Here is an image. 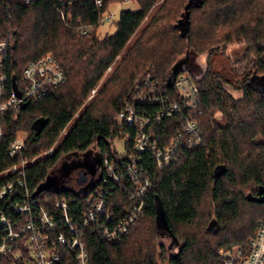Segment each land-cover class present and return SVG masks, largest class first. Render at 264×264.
<instances>
[{
  "label": "trees",
  "instance_id": "obj_1",
  "mask_svg": "<svg viewBox=\"0 0 264 264\" xmlns=\"http://www.w3.org/2000/svg\"><path fill=\"white\" fill-rule=\"evenodd\" d=\"M100 1H0V41H9L4 67L8 90L20 82L30 61L47 52L57 58L65 76L37 102L6 113L0 162L6 167L20 157L36 156L25 171L30 193L40 199L67 198L80 209L78 190L42 188L50 175L62 173L68 157L92 149L100 162L104 154L117 160L112 141L130 128L115 117L133 85L150 74L167 87L176 63L184 61L182 70H189L188 59L205 53V69L193 74L204 143L163 169L146 156L152 183L144 217L120 243L101 240L93 232L87 233L86 242L89 264H223L221 251L233 246L247 251L264 221V0H134L138 9H122L116 31L103 37L97 32L100 17L112 3L126 0ZM232 43L245 47L240 72L212 65L215 55ZM118 55L112 71L82 106ZM228 86L240 95L235 97ZM37 124H43L39 134ZM155 127L157 139L171 136L167 122ZM21 131L27 133L25 146L11 157L9 146ZM55 141L52 153L39 156ZM127 185L112 187L116 211L129 203ZM0 210L9 212L6 199L0 200ZM160 221L175 238L177 250L171 254L160 241L165 237Z\"/></svg>",
  "mask_w": 264,
  "mask_h": 264
},
{
  "label": "built area",
  "instance_id": "obj_2",
  "mask_svg": "<svg viewBox=\"0 0 264 264\" xmlns=\"http://www.w3.org/2000/svg\"><path fill=\"white\" fill-rule=\"evenodd\" d=\"M97 3L100 5L101 1ZM112 15L103 13L99 22L111 19ZM85 32L86 29L81 30ZM8 44V39L0 41V143L4 139L2 122L8 111L37 102L49 88L65 79L57 58L47 52L30 61L21 73L20 82L8 90L4 68ZM199 104L198 88L189 70H181L171 87H162L150 74L136 82L115 117L117 123L130 128L121 138L124 143H130L129 147L118 152L117 160L103 155L95 186L78 190L80 209L71 207L67 198L40 199L30 193L25 171L27 163L36 156L20 157L6 167L0 162V200L6 199L9 204L8 213L0 210L3 228L0 264H89L88 232L104 241L122 242L146 212V195L152 179L145 157L149 155L155 167L163 169L178 161L185 150L204 143L196 118ZM163 121L170 124L172 132L169 138L159 140L155 137V126ZM26 138L27 134L18 133L8 155L17 156ZM123 182L128 184L125 191L129 203L116 211L112 187ZM221 257L223 264H264V221L259 222L247 251L233 246L221 251Z\"/></svg>",
  "mask_w": 264,
  "mask_h": 264
},
{
  "label": "rangeland",
  "instance_id": "obj_3",
  "mask_svg": "<svg viewBox=\"0 0 264 264\" xmlns=\"http://www.w3.org/2000/svg\"><path fill=\"white\" fill-rule=\"evenodd\" d=\"M122 9H131V10H137L138 9V4L134 1V0H130V1H124L122 3H112L108 10L105 12L107 13H113L111 19H106L104 20L102 23H100L97 32L98 35L100 37H103L106 34H113L116 31V21L119 17V13L121 12ZM155 9H152L151 12L153 13ZM151 12L149 13L148 16H146L145 20L142 22L140 28L138 29L136 35L134 37H132V40L137 37V35L140 33V30L144 27V25L147 23V21L149 20L150 16H151ZM131 40V41H132ZM244 44L242 43H232L230 44L224 52H220L218 54L215 55V57L213 58L212 61V65L214 67L217 68H221L222 66H225L226 68H229V66H231L232 68H234L235 70L239 69L242 70V53L244 51ZM120 55L117 56L116 60L106 69L103 77L101 78V80L98 82V84L91 90L89 96L84 100L83 105L85 106L86 103L93 97V95H95L98 86L102 83V81L109 75V73L112 71L115 62L117 60H119ZM187 66H189V70L191 72V74H197V73H202L203 70L206 67V54H200V55H192L187 63ZM246 72V71H245ZM242 75V74H241ZM230 92L235 96L238 97L240 95V92L236 89H233L231 87H227ZM81 110H79L78 112H76L75 114V118L79 115ZM71 126V124H70ZM68 128V127H67ZM67 131V129H65L62 133L64 134ZM21 135H25L27 133H25L24 131L19 132ZM62 134V136H63ZM57 141H55L50 147H48L47 149H44L41 151L40 155H45V154H49V149L50 148H54L55 144ZM113 145L115 146L116 150L121 153L122 151L125 150V143L123 140L119 139V138H115L112 141ZM53 152V150H52ZM92 153V158L96 159L98 157V153L92 149L91 150ZM94 165V161L92 160H85L83 161V159L80 157V155H74L71 157H68L63 164L61 165V168L64 170V177L62 178V176H60L62 173L60 172L59 175H57L58 171L55 173H52L50 175V177L48 178L46 184L44 185L46 188H56L59 189L62 187H67L73 190H80V185H78L76 183V177L78 176V172L81 166L82 167H87L89 172L92 173L93 172V167ZM61 177V179H59ZM57 183V185H56ZM61 183L63 185H61ZM88 183V182H87ZM160 230L162 232V235L165 236L164 238H161V242L164 244V246L166 248H168V254H171L173 252H175L177 250L176 246H174L175 244V238L172 236V234L169 232L166 223L164 221H160Z\"/></svg>",
  "mask_w": 264,
  "mask_h": 264
},
{
  "label": "water",
  "instance_id": "obj_4",
  "mask_svg": "<svg viewBox=\"0 0 264 264\" xmlns=\"http://www.w3.org/2000/svg\"><path fill=\"white\" fill-rule=\"evenodd\" d=\"M185 33H183V35H184ZM183 65H184V61H181V62H178V63H176L174 66H173V68H172V71L170 72V74H169V76L167 77V81H166V86H168V87H171L172 86V84H173V81H174V78H175V76L182 70V68H183ZM25 105H23V107H24ZM42 127H43V124H37V126H36V134H39L40 133V131L42 130ZM98 161H99V163H100V159L97 157L96 158ZM83 161H85V160H83ZM63 168V167H62ZM62 175H65L64 174V170L62 169ZM76 183L78 184V185H80L81 187H80V191H83V190H85V189H90V188H92V187H94L95 186V184L97 183V181H98V179H95V180H93V179H90V180H88V171H87V169H85V168H82L79 172H78V176L76 177ZM88 182V183H87ZM56 185H57V183H56ZM45 186H43L42 188H44ZM41 190V189H40ZM39 190V191H40ZM59 190H63V189H58L57 191H59ZM38 191V192H39Z\"/></svg>",
  "mask_w": 264,
  "mask_h": 264
},
{
  "label": "flooded vegetation",
  "instance_id": "obj_5",
  "mask_svg": "<svg viewBox=\"0 0 264 264\" xmlns=\"http://www.w3.org/2000/svg\"><path fill=\"white\" fill-rule=\"evenodd\" d=\"M95 150V149H94ZM96 151V150H95ZM92 153H91V151L90 152H87V153H85V154H83L82 156H81V158L83 159V160H92V161H94V165H93V167H94V169H93V172L92 173H90L89 172V170H88V168L86 167H80V168H78V169H82V168H85V169H87V171H88V180H90V179H93V180H95V179H97L98 178V176H99V173H100V163H99V161L97 160V159H94V158H92ZM98 158H99V156H98ZM79 170V171H80Z\"/></svg>",
  "mask_w": 264,
  "mask_h": 264
}]
</instances>
